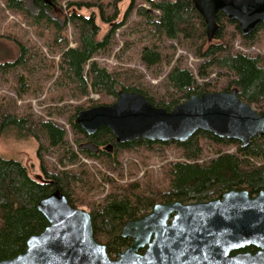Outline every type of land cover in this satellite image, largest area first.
<instances>
[{"label":"trees","instance_id":"obj_1","mask_svg":"<svg viewBox=\"0 0 264 264\" xmlns=\"http://www.w3.org/2000/svg\"><path fill=\"white\" fill-rule=\"evenodd\" d=\"M59 0H33L39 8L33 15L25 8L23 0H6L12 12L33 18L35 24L44 23L54 32V50L60 54L58 63L48 62L44 79H55V93L50 100H82L55 109L48 118H37L28 113V106L13 108V104H0V139L11 129L23 138H32L38 145L37 158L44 181L33 179L27 167L20 161L0 156V262L13 259L27 250L28 240L41 234L48 222L39 211L40 202L56 190L63 193L69 204L91 215L95 239L107 246L111 259L129 247L131 240L122 237L128 221L149 215L157 204H193L222 199L227 192L245 190L251 197L264 191V137L253 139L248 148L233 140L219 139L201 131L187 142H150L139 140L125 145L117 143L112 131L102 128L94 136L85 133L75 121L80 112L98 106L114 104L120 92L139 93L153 106L171 112L192 96L207 93H231L238 90L239 98L264 116V55H250L237 50L238 38L244 47L264 48V25L248 36L241 33L239 22L229 20L219 13L217 22L221 27L216 38L208 39L204 19L196 10L193 0H142L146 7H137L131 0L123 17L118 5L123 0H80L69 5L73 9L69 21L73 24L77 46L71 47L63 35L64 26L51 19L47 10L55 11ZM89 16L79 13L93 10ZM157 12V15L154 14ZM141 19L130 32L138 34L139 43L146 42L142 51L130 59L145 69H171L167 85L171 89L163 98L150 96L144 87L128 82V77L110 73L95 60L115 44L117 32L124 28L134 14ZM109 26L107 34L100 38L101 26ZM125 31L124 34H126ZM19 57L13 62L0 64L3 72L19 67L29 74L15 78L17 93L23 98L35 97L40 85L33 79V58L27 46L17 39ZM178 42L198 60L197 72L183 66L179 60L172 66L178 54ZM127 42L126 49L128 48ZM182 60V59H181ZM173 67V68H172ZM131 71V70H127ZM163 72H156L160 76ZM35 83L36 87L33 86ZM97 95L99 100L92 98ZM13 110V112L9 109ZM65 117L70 123L75 146H71L67 129L52 120V116ZM213 149L214 158L204 160V144ZM94 146L98 153L82 148ZM174 147L178 159L169 163L161 176L160 184L152 178L122 184L125 177L120 168L119 152L141 150L160 152ZM227 147H234L228 152ZM58 150V169L46 160L49 150ZM112 149L114 152L112 153ZM81 157L94 160L119 178L115 182L106 174L90 170ZM133 171L137 167L132 168ZM111 189L102 200L98 197ZM247 252L256 253L255 248Z\"/></svg>","mask_w":264,"mask_h":264},{"label":"water","instance_id":"obj_2","mask_svg":"<svg viewBox=\"0 0 264 264\" xmlns=\"http://www.w3.org/2000/svg\"><path fill=\"white\" fill-rule=\"evenodd\" d=\"M193 4L210 41L221 30L220 12L239 22L244 36L264 25V0ZM75 123L89 136L108 128L120 145L187 142L204 131L245 149L264 137V116L243 102L237 89L192 96L171 112L139 93L122 91L114 104L80 112ZM38 209L48 222L46 229L28 240L25 253L0 264H264V191L256 197L233 190L209 202L157 204L149 215L125 224L122 237L133 242L116 259L95 239L91 215L71 206L60 190L43 199ZM249 247L257 252H242ZM141 249L146 251L141 254Z\"/></svg>","mask_w":264,"mask_h":264},{"label":"rangeland","instance_id":"obj_3","mask_svg":"<svg viewBox=\"0 0 264 264\" xmlns=\"http://www.w3.org/2000/svg\"><path fill=\"white\" fill-rule=\"evenodd\" d=\"M25 8L28 12L33 15H37L39 8L34 5L33 0H23ZM80 0H59V5L56 7L55 11L47 10V13L51 19L61 23L64 26L63 35L67 37L68 43L71 47L77 46L76 33L73 27V24L69 21L70 13L73 12V9H69V5L73 2H78ZM107 2L109 0H103ZM131 0H123L119 5L121 12V18L128 9ZM137 7H147L146 3L142 0H137ZM92 12L98 11L96 9L87 11L82 10L79 13L89 16ZM157 15V12H154ZM141 19L135 13L130 19L129 23L122 29H120L115 37V44L111 46L109 51L105 54H100L95 57L96 62L103 68L107 69L110 73L121 74L127 76L128 82L133 85H139L145 88L150 94V96H156V98H163L166 93L171 90L167 85V75L171 71L168 68L163 72L162 68L155 69H145L138 62H130L129 60L136 56L142 51L143 46H145L144 41L139 43V36L136 33L130 32V28L134 27L135 23H138ZM98 23L101 26V35L100 38H103L108 30L109 26L102 23L98 18ZM125 31H127L126 34ZM54 31L50 29L44 23L35 24L33 18H30L27 15L21 13L12 12L9 8L6 7V0H0V64L7 62H13L19 57V48L15 43V39L19 42H22L27 46L31 52L33 58V70L34 76L33 79L40 85V90L35 97L32 98H23L20 97L17 93L18 88L15 82V78L20 76H26L29 74L27 69L19 67L15 70L3 72L0 69V104L3 102H9V105L13 104L18 108H24L28 106V113L35 115L37 118H48L51 113L55 112V109L64 106H72L76 103H85L86 98L82 100L69 99L64 102L56 100H50V96L55 93L54 81L57 78L56 74L53 81L47 82L44 79L42 73L45 72L48 62L58 63L60 60V54H58L53 45L54 42ZM127 42L128 48L126 49ZM174 45L178 48V54L175 62L172 66L176 65V61L182 63L183 66L191 68L194 72H197V66L199 60L182 45L178 42H173ZM237 50L244 52L250 55L261 54L264 55V48L251 47L246 48L243 45V42L240 38L236 41ZM138 56V55H137ZM173 68V67H172ZM131 70V71H127ZM156 72H163L160 76H156ZM33 86L36 87L35 83ZM96 100H99V97L96 96ZM57 107V108H56ZM13 110L9 109V111ZM52 120L56 121L58 124L64 126L67 129L69 135V141L71 146H75L73 140V133L71 130L70 123L65 117L57 116V113L52 116ZM39 145L32 138H23L17 132L16 129L9 130L8 133L4 134L0 139V156L6 159H12L22 162L27 169L31 177L37 181H44V178L41 174L39 161L37 158V151ZM82 148L89 149L91 152L98 153V150L90 145L86 144ZM204 160L208 161L213 159L214 153L213 149L209 147V144H204ZM228 152H234V147H227ZM58 150H49L46 154V160L54 165L56 168L60 169L62 166L58 161ZM114 152V149L111 151ZM82 163L86 164L87 167L93 172L101 171V173L106 174L107 177L113 178L115 182L119 181L116 174L109 169H105L101 164L94 160H86L84 157H81ZM178 159H183L178 156V153L175 152L174 147H166L160 152L149 153L143 148L141 150H124L119 152L118 162L121 170L124 173V179L121 180L122 184H127L131 181H140L143 179L152 178L153 183L160 184L161 176L165 171V167ZM137 167L136 171H133L132 168ZM146 179V180H147ZM111 188L106 187L105 193L98 197V200H102L107 192Z\"/></svg>","mask_w":264,"mask_h":264},{"label":"flooded vegetation","instance_id":"obj_4","mask_svg":"<svg viewBox=\"0 0 264 264\" xmlns=\"http://www.w3.org/2000/svg\"><path fill=\"white\" fill-rule=\"evenodd\" d=\"M152 211H153V210H152ZM139 220H140V219H139ZM132 221H135V220H132ZM171 221H172V220H171ZM171 221H169V223H170ZM128 239L131 240V244H130V246H131L133 241H132V239H130V238H127V240H128ZM130 246H129V247H130ZM106 247H107V246H106ZM129 247L125 248L122 252L126 251ZM249 248H252V247H249ZM253 248H254V247H253ZM255 249H256V248H255ZM246 250H247V249L242 250V252H247ZM256 250H257V249H256ZM107 251H108V250H107ZM145 251H146V249H141V250H140V253L143 254ZM122 252H120V253H122ZM240 252H241V251H240ZM237 253H239V252H234V253H232V255H235V254H237ZM251 253H252V252H251ZM117 257H118V255L116 256V258H117ZM110 258H111V257H110ZM116 258H113V259H116Z\"/></svg>","mask_w":264,"mask_h":264},{"label":"built area","instance_id":"obj_5","mask_svg":"<svg viewBox=\"0 0 264 264\" xmlns=\"http://www.w3.org/2000/svg\"><path fill=\"white\" fill-rule=\"evenodd\" d=\"M97 95H92V98L95 99ZM96 100V99H95Z\"/></svg>","mask_w":264,"mask_h":264}]
</instances>
